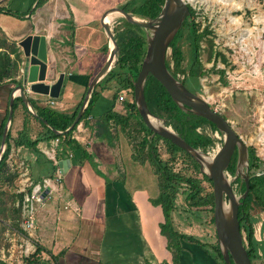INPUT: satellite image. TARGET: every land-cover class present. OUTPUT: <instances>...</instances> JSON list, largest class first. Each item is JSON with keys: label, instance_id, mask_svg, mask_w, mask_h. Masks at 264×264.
<instances>
[{"label": "crops", "instance_id": "0c3cea01", "mask_svg": "<svg viewBox=\"0 0 264 264\" xmlns=\"http://www.w3.org/2000/svg\"><path fill=\"white\" fill-rule=\"evenodd\" d=\"M38 1L7 0L2 5L24 18L0 14V52H8L5 43L18 49V43L28 35H44L51 47L49 77L54 80L64 73L65 79L59 98L29 92L32 108L22 100L14 110L8 163L27 166L34 181L55 175L46 150H55L58 161L70 160V165L60 186L38 206L34 228L27 231L25 246L31 255L25 256L22 250V261L17 259L15 264H24L32 256L35 264H178L168 248V238L161 233L164 213L154 204L158 196L150 189L154 173L147 162L128 156L117 132L122 125L103 121L110 112L123 117L128 113L125 104L132 102L130 94L125 102L118 101L119 94L110 89L114 81L107 82L109 72L96 85L101 95L91 113L72 133L87 157L77 149L66 150L63 139L56 143L48 138L42 121L34 116L43 118L41 113L54 110L70 117L77 111L109 57L112 44L102 25L103 16L115 33L121 16L107 10L122 7L133 13L132 9L146 0H43L41 5ZM31 9L33 13H29ZM20 76L19 69L17 83L0 81V136L8 121L11 96L15 93V99L19 98L16 87ZM129 108L137 118L136 110ZM19 139L37 142V151L17 146ZM38 248L41 251L35 254ZM179 263L214 264L195 245L185 243Z\"/></svg>", "mask_w": 264, "mask_h": 264}, {"label": "rangeland", "instance_id": "374dc122", "mask_svg": "<svg viewBox=\"0 0 264 264\" xmlns=\"http://www.w3.org/2000/svg\"><path fill=\"white\" fill-rule=\"evenodd\" d=\"M6 1L0 0V6H4ZM185 1L194 12L184 21L175 36L178 37L177 41L174 44V40L172 41L168 51L167 59L171 70L176 73L173 76L229 121L249 149V171L253 155L251 148L255 149L257 157L263 161L261 168L264 169V0ZM132 12L137 13L136 9H132ZM193 26L202 34L200 47L197 48L199 64L195 61ZM112 84L110 89L118 95L121 90L118 81ZM125 107L128 113H123L122 116L128 118L129 123L126 127L117 129L118 137L122 138L128 156L132 155L135 160L149 164L148 168L154 173L150 189L155 197L161 192L163 182L157 171V167L161 166L181 177L200 182L204 195L213 193V184L204 178L206 165L203 171L193 156L182 151L172 157L164 138L153 134L158 160L152 161L149 158V146L142 145L143 138L148 133L139 131L140 117L132 115L127 104ZM208 133L209 137H216V141L218 139L216 145L203 152L206 157L212 158L218 146H222L220 137L224 136L217 131L208 130ZM238 160L236 151L226 174L235 193L241 196L246 187L242 179L236 177ZM7 164L5 178L0 180V257L12 260L15 264L17 259L22 261V250L29 237L23 227V194L19 190L20 182L24 174L31 177L33 172L19 162L7 161ZM189 192V185L182 182L178 187L177 208L173 212L174 225L180 233L195 237L206 245L213 260H217L213 247L219 241L215 223L211 220L212 213L209 209H190L186 202ZM249 195L246 199L249 203L248 212L253 222L260 257L256 263L264 264V209ZM243 234L246 239L244 230Z\"/></svg>", "mask_w": 264, "mask_h": 264}, {"label": "water", "instance_id": "95a60500", "mask_svg": "<svg viewBox=\"0 0 264 264\" xmlns=\"http://www.w3.org/2000/svg\"><path fill=\"white\" fill-rule=\"evenodd\" d=\"M107 12L120 15L121 18L139 27L146 33L148 48L138 77L133 82L134 101L141 119L153 132V136H161L186 151L198 161L201 169L204 171V166L206 165L204 163V153L188 144L172 128L166 127L165 120L155 116L150 111L145 96V85L149 75L153 76L165 88L172 100L182 110L190 111L195 115L207 119L223 134V145L212 157L211 163L206 165L207 171L205 172L213 182L214 220L217 238L226 264H252L239 220L240 206L243 200L247 199L251 190L249 149L229 121L220 113L213 110L205 99L191 92L185 87L184 83L177 80L168 69L166 63L172 41L183 26L184 21L191 15L190 5L185 0H165L161 13L156 18L147 20L134 16L122 7H111ZM102 25L113 45H111L106 64L89 85L83 104L70 128L64 132H60L50 126L46 120L34 114L36 118L41 120L56 134H67L78 125L87 110L97 83L111 71L120 56V48L113 32V26L106 19L105 15L102 18ZM18 46V54L21 58V76L18 80L19 85L16 87V91H18L17 96L21 97L25 105L30 108H32V103L29 92L49 96L53 99L59 98L65 74L61 73L54 80L49 77L50 62L48 52L51 47L47 37L31 34L20 41ZM14 103L15 93H13L10 99L8 121L1 137L0 162L6 148L9 128L13 119ZM154 119L161 122L162 127H158L157 123L155 125ZM236 151L239 155L236 177L241 178L246 187L245 192L241 196L235 193L226 174ZM69 165L70 160L60 161L63 173L68 169ZM241 165H243L242 169H240ZM49 192L50 188H46L42 197L46 198ZM226 198L228 202H226ZM226 206L230 208V212L228 213H226Z\"/></svg>", "mask_w": 264, "mask_h": 264}, {"label": "trees", "instance_id": "16d2710c", "mask_svg": "<svg viewBox=\"0 0 264 264\" xmlns=\"http://www.w3.org/2000/svg\"><path fill=\"white\" fill-rule=\"evenodd\" d=\"M43 0L38 1V5L42 4ZM165 0H146L138 9H136L137 13H132L134 16L147 20L156 18L162 11L164 6ZM34 9H31L29 13H33ZM191 14H193V9L190 7ZM0 14H7L10 16L24 18V15L19 13H13L10 10L5 9L4 7L0 6ZM195 26V25H194ZM193 26V27H194ZM192 27L193 32V42L196 49V63L199 64L198 58V50L200 47V41L202 38V34H199L196 28ZM115 38L117 40L118 46L120 48V56L116 61V66L108 73V80L107 82L111 81H118L119 90L128 89L131 91L130 95L132 98V102H128V107H133L137 115L140 117L138 120V124H140V130L147 132V136L143 138L142 145L149 146V158L156 162L158 160L156 148L154 146V138L152 137L153 132L145 125L139 112L137 111V106L134 101V80L137 79L138 74L140 72L144 57L147 53L148 43L146 40V34L143 30L139 27L133 25L132 23L126 21L125 19L121 18L120 22L115 28ZM5 49L8 52H0V81H4L5 79H9L10 83H17L15 78L19 73L20 69V55L18 54V49L16 45H8L5 43ZM10 54H15V58H11ZM168 69L173 73L171 70V64L169 59L166 61ZM222 72V71H221ZM224 74V73H223ZM175 76L176 73H173ZM104 89V87H101ZM120 90V91H121ZM101 95V91L98 90V87L94 90L87 110L82 117L81 121L85 120L87 116L91 113L94 104L98 97ZM145 96L149 106L150 111L157 117L165 119L166 126H170L173 130L181 136L188 144H190L195 149H199L202 152H207L208 149L216 145L217 141L214 137H209L205 135H198L196 130L198 127L202 126L204 123L209 124L212 126L213 131H218L217 127L208 121L207 119L195 115L190 114L182 110L171 98L165 88L153 77L149 76L145 85ZM85 97V95H84ZM84 100V98H83ZM83 100L81 101L77 111L67 117L66 115L54 111L49 110L41 113V116L48 122L50 126L58 131H66L74 122L75 117L77 116L79 109L83 104ZM19 103H22V98H16L14 103V110L18 107ZM116 121L118 124L126 127L129 123V119L125 117H121L114 112H110L103 117V121L105 123H110V121ZM41 122V121H40ZM78 123V125L80 124ZM42 126L47 130L48 138L50 139H63V146L66 150L69 149H77L79 150L83 156L87 157V153L83 149V147L77 143L72 138L73 131L77 128L76 127L68 132L67 134H56L54 133L47 125L41 122ZM5 127V125H4ZM4 127H2L1 137L3 134ZM159 139H162L159 137ZM163 140V139H162ZM11 132L9 131L7 142H6V149L2 156V160L0 162V180H4L5 174L7 171V161L9 154L11 152ZM164 141L168 144V150L172 157L175 156L179 151L185 152L180 147L173 144L171 141L164 139ZM222 143V141H220ZM17 146L24 145L29 148H33L37 151V142H31L29 140H21L17 141ZM253 153L251 157V165H250V195L254 197L256 202L259 204L261 208L264 209V169L261 168V164L263 161L259 157H257L255 153V149H250ZM190 156L188 153H186ZM191 157V156H190ZM197 164V163H196ZM157 171L160 172L161 178L163 180L161 185V192L159 193L156 200H154V204L156 206H161L164 213L165 222L161 225V233L162 235L168 238V248L173 253L174 262L179 263V259L181 253L183 251V243L185 244H193L195 245L199 251L203 253V255L209 258L214 264H226L223 253L220 247V244L217 243L214 246V252L217 254V260H213L212 253L209 252L206 245H203L199 240L195 237L180 233L173 222V212L176 210V199L178 194V187L182 182H185L189 185L190 192L186 195V202L190 209H209L212 213V223H215L214 220V194L208 193L203 194L204 188L200 185V182L196 180L186 179L184 177L179 176L178 174H174L166 169V167L161 166L157 167ZM206 181L213 184L212 180L208 178L207 175H204ZM240 179L237 180L239 183ZM249 195V197H250ZM249 203L247 200H243L240 209H239V220L241 223L242 231L246 233L245 245L250 256L252 264H257L256 260H259L260 257L258 255V243L255 237V231L253 222L249 215ZM41 249L38 248L37 252H40ZM34 254V255H35ZM32 257L25 260L24 264H35L34 260H31ZM0 264H4L0 260ZM234 264V263H233Z\"/></svg>", "mask_w": 264, "mask_h": 264}, {"label": "built area", "instance_id": "2783aa9c", "mask_svg": "<svg viewBox=\"0 0 264 264\" xmlns=\"http://www.w3.org/2000/svg\"><path fill=\"white\" fill-rule=\"evenodd\" d=\"M130 90L124 89L119 92L118 101L123 103L127 100ZM51 104L54 105L55 101H51ZM221 140V137H220ZM60 139H56V143ZM220 147L218 146V149ZM45 154L51 159L54 167L56 168L55 175L53 177H45L39 181H34L28 174H24L20 182V192L23 194L22 201V219L23 227L26 231L32 230L35 225V213L39 205L44 203L45 198L42 197V194L46 188H50L49 194L53 192L56 187L60 186L63 179L62 168L60 167V162L56 158L55 150H46ZM22 177V175H21ZM23 254L27 257L31 255V250L28 245L24 246Z\"/></svg>", "mask_w": 264, "mask_h": 264}, {"label": "flooded vegetation", "instance_id": "af4514ba", "mask_svg": "<svg viewBox=\"0 0 264 264\" xmlns=\"http://www.w3.org/2000/svg\"><path fill=\"white\" fill-rule=\"evenodd\" d=\"M200 34V33H199ZM193 37H194V35H193ZM177 38L178 37H175V39H174V41H173V43L172 44H174L176 41H177ZM193 44H194V42H193ZM174 46V45H173ZM150 76V75H149ZM149 76H148V78H149ZM185 112H187V113H190L191 114V112L190 111H185ZM193 114V113H192ZM223 116V115H222ZM225 118V117H224ZM165 120V119H164ZM165 123H166V121H165ZM167 127H169V126H167ZM173 129V128H172ZM208 130H210V131H213V129H212V126H210L209 124H203L202 126H200V127H198L197 128V130H196V132H197V134L198 135H207V136H210V134L208 133ZM217 132H219V131H217ZM220 133V132H219ZM221 135L223 136V134L221 133ZM216 138V137H215ZM221 140H222V145H223V138H221ZM199 150V149H198ZM185 153H187L186 151H185Z\"/></svg>", "mask_w": 264, "mask_h": 264}, {"label": "bare ground", "instance_id": "6f19581e", "mask_svg": "<svg viewBox=\"0 0 264 264\" xmlns=\"http://www.w3.org/2000/svg\"><path fill=\"white\" fill-rule=\"evenodd\" d=\"M113 45V44H112ZM154 123H155V125H156V123H157V125H158V127L160 126V127H162V124H161V122H159L158 120H155L154 119ZM204 157V163L206 164V165H209L210 163H211V161H212V158H208V157H205V156H203ZM243 168V165H241L240 166V169H242ZM226 213H228V212H230V208H229V206H226Z\"/></svg>", "mask_w": 264, "mask_h": 264}]
</instances>
